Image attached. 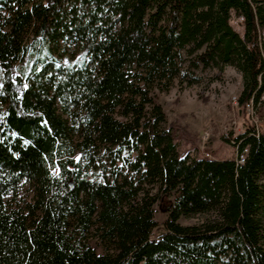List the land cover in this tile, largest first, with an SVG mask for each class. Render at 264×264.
<instances>
[{
  "label": "trees",
  "instance_id": "obj_1",
  "mask_svg": "<svg viewBox=\"0 0 264 264\" xmlns=\"http://www.w3.org/2000/svg\"><path fill=\"white\" fill-rule=\"evenodd\" d=\"M227 66L263 116L264 0H0V264H264V131L181 155L153 93Z\"/></svg>",
  "mask_w": 264,
  "mask_h": 264
},
{
  "label": "rangeland",
  "instance_id": "obj_2",
  "mask_svg": "<svg viewBox=\"0 0 264 264\" xmlns=\"http://www.w3.org/2000/svg\"><path fill=\"white\" fill-rule=\"evenodd\" d=\"M235 25L234 22H232ZM68 52L73 47L66 48ZM203 80L188 86L180 85L177 80L165 92L153 91L157 102L162 105L166 122L173 126L175 142L181 155L189 153L195 157L213 159H230L235 157V147L224 141L229 132H242L246 125L256 126L264 130V115L253 114V110L244 111L238 106L237 96L242 87L241 75L232 66H227L223 72L217 69L198 70ZM33 191L29 183H24L18 198L28 199ZM157 228L155 233L163 230V221L167 214L155 208ZM203 215L181 217L183 225L199 223Z\"/></svg>",
  "mask_w": 264,
  "mask_h": 264
},
{
  "label": "built area",
  "instance_id": "obj_3",
  "mask_svg": "<svg viewBox=\"0 0 264 264\" xmlns=\"http://www.w3.org/2000/svg\"><path fill=\"white\" fill-rule=\"evenodd\" d=\"M236 100V99H235ZM246 108H249V109H251L252 110V108H251V106H247ZM253 127H255V129L257 130V131H264V130H260V129H258L256 126H254V125H252ZM225 139L226 138H229V133H227V135H225V137H224ZM231 143L233 142V141H230ZM246 152H247V149L245 148L240 154H238L237 155V162L238 163H243L244 162V158H245V154H246Z\"/></svg>",
  "mask_w": 264,
  "mask_h": 264
}]
</instances>
